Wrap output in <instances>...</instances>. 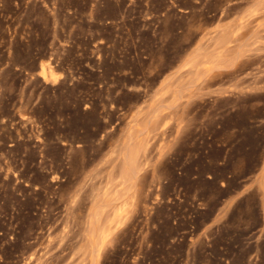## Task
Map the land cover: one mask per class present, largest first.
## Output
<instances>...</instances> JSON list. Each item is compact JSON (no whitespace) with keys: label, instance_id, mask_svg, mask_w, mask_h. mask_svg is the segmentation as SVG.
Here are the masks:
<instances>
[{"label":"rangeland","instance_id":"obj_1","mask_svg":"<svg viewBox=\"0 0 264 264\" xmlns=\"http://www.w3.org/2000/svg\"><path fill=\"white\" fill-rule=\"evenodd\" d=\"M0 264H264V0H0Z\"/></svg>","mask_w":264,"mask_h":264},{"label":"bare ground","instance_id":"obj_2","mask_svg":"<svg viewBox=\"0 0 264 264\" xmlns=\"http://www.w3.org/2000/svg\"><path fill=\"white\" fill-rule=\"evenodd\" d=\"M47 67L42 65L40 69L41 71L39 72V74L43 76L46 80L48 79L50 80L51 78L54 77V75L52 71H49L47 74V71H48L46 70ZM147 151L148 149L146 148V145L144 146L142 142L137 141L136 139H132L131 141L127 142L125 145V148L122 154V165H121L120 174H119L120 185H123V188L121 187L120 188L121 190L117 191V193L115 194L116 196L115 200L119 201L120 205L117 208H114L116 216L118 217L120 221H121V217L122 218L124 217L123 213L126 211L127 206H129L128 205V197H129L128 192H130V190L134 188V186L137 183V180L139 179V175L143 170V167L146 165V161L148 159ZM111 217L113 218V220L116 219V217H113V216ZM113 220L110 222H113ZM93 223L96 225L99 223V220L98 221L93 220ZM93 230L95 231V229ZM93 230L91 229L90 233H93Z\"/></svg>","mask_w":264,"mask_h":264}]
</instances>
